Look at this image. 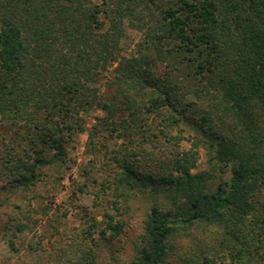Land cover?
<instances>
[{
    "label": "trees",
    "instance_id": "16d2710c",
    "mask_svg": "<svg viewBox=\"0 0 264 264\" xmlns=\"http://www.w3.org/2000/svg\"><path fill=\"white\" fill-rule=\"evenodd\" d=\"M126 26L144 35L128 57ZM158 63L168 71L158 74ZM101 79L108 99L92 90ZM94 105L104 116L88 132L91 148L106 149L102 132L133 143L111 152L95 193L107 204L101 235L117 238L130 203L150 201L126 264H168L177 235L200 226L218 235L186 264H264V0H0V115L28 124L0 152V174L24 188L62 165L84 131L80 113ZM199 147L216 187L192 172ZM85 257L99 264L90 250Z\"/></svg>",
    "mask_w": 264,
    "mask_h": 264
},
{
    "label": "rangeland",
    "instance_id": "374dc122",
    "mask_svg": "<svg viewBox=\"0 0 264 264\" xmlns=\"http://www.w3.org/2000/svg\"><path fill=\"white\" fill-rule=\"evenodd\" d=\"M88 2L94 6L101 0ZM125 31L121 48L122 54L128 57L137 53L144 35L127 26ZM165 70L168 71L163 63L157 64L158 74L162 75ZM177 75L175 77L179 80L181 76ZM106 80L101 79L92 85V90L96 88L101 99H108L114 92ZM198 86L199 83L193 82L191 88ZM187 98L197 102L192 94ZM199 102L198 106L205 108L207 98ZM103 116L104 112L95 105L88 112L80 113L84 131L76 133L67 142L65 162L38 171L39 177L33 185L20 188L10 182L7 175L0 174V264H87L85 256L88 250L99 264H126L133 259L150 201L138 198L130 203L132 211L124 217L125 226L117 238H110L108 232L101 235L104 226L101 213L107 204L99 202L95 193L108 175L105 167L113 156L111 152L133 145L131 134L124 131L111 136L102 132L98 139L106 149L101 146L91 148L88 132ZM121 118L118 116L116 120ZM26 127V122L16 124L0 115V152L10 151L15 145L14 134L24 135ZM224 132L229 135L226 128ZM182 136L181 148L189 149L191 139L188 133L184 132ZM230 136L239 137L237 132H231ZM138 146L136 149L141 154L138 153L137 158L144 162L146 155L142 148L150 150V146ZM197 156L192 172L210 174L209 184L216 187L219 177L217 172L213 175L207 151L199 147ZM260 198L264 199V196ZM216 229L200 226L191 228L184 235L178 234L173 241L168 264H186L187 259L205 250L206 244L214 242L211 236L218 235Z\"/></svg>",
    "mask_w": 264,
    "mask_h": 264
}]
</instances>
